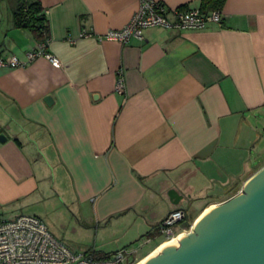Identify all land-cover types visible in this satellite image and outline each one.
I'll return each mask as SVG.
<instances>
[{
  "label": "crops",
  "instance_id": "obj_1",
  "mask_svg": "<svg viewBox=\"0 0 264 264\" xmlns=\"http://www.w3.org/2000/svg\"><path fill=\"white\" fill-rule=\"evenodd\" d=\"M5 1L0 56L24 65L0 69V219L44 223L38 207L54 197L74 232L94 233L91 243L56 236L67 246L101 254L140 239L150 254L170 212H202L264 164V0H225L218 24L145 28L123 44L101 36L126 25L138 0H38L43 42L13 26L16 2ZM39 43L58 64L27 62Z\"/></svg>",
  "mask_w": 264,
  "mask_h": 264
},
{
  "label": "built area",
  "instance_id": "obj_2",
  "mask_svg": "<svg viewBox=\"0 0 264 264\" xmlns=\"http://www.w3.org/2000/svg\"><path fill=\"white\" fill-rule=\"evenodd\" d=\"M222 19L221 10L204 12L199 8L168 9L158 0H138V7L129 22L121 29L107 31L101 37L123 44L131 37L142 39V30L145 28L164 26L175 29H203L210 23H220ZM40 56L58 64L57 58L45 51L43 43L27 52L26 60L30 62ZM23 65L14 55L0 56V69ZM123 88V80L119 78L114 89L121 92ZM179 222H183V225L176 230L174 226ZM187 222L188 217L184 210L170 212L158 226L163 241L172 240L186 232L189 225ZM136 251V248L130 247L101 254L94 249L77 251L54 237L37 216L20 214L12 219H0V264H132L133 261L128 256L135 257Z\"/></svg>",
  "mask_w": 264,
  "mask_h": 264
},
{
  "label": "water",
  "instance_id": "obj_3",
  "mask_svg": "<svg viewBox=\"0 0 264 264\" xmlns=\"http://www.w3.org/2000/svg\"><path fill=\"white\" fill-rule=\"evenodd\" d=\"M44 101L50 105L52 97ZM139 264H264V164L239 191L202 211L187 232Z\"/></svg>",
  "mask_w": 264,
  "mask_h": 264
},
{
  "label": "rangeland",
  "instance_id": "obj_4",
  "mask_svg": "<svg viewBox=\"0 0 264 264\" xmlns=\"http://www.w3.org/2000/svg\"><path fill=\"white\" fill-rule=\"evenodd\" d=\"M0 3V11L1 9H3L2 7H4V12L6 14H8V7L6 6L7 2L5 0L1 1ZM261 125H264V121L261 120ZM264 126H261V131L263 130ZM58 186V185H57ZM240 182L235 184V185H231L229 186L228 190L226 192H224L223 194L220 195L219 201L218 200H212V198L208 197V201L207 202H221L225 199H227L228 197H230L231 195H233L234 193H236L237 191L240 190ZM213 191H215V194L218 192H221L220 187L218 188L216 185L213 186ZM211 191L208 192V194L212 193ZM193 202V201H191ZM45 205V206H44ZM44 205H40L38 207L37 210V214L40 215L44 221V223L46 224V227L48 228L49 232H51V234H53L55 237H61V234H65L66 236H68V238H73V239H78L79 241L81 240H86L88 243H91L94 239V233L92 232V230H88L86 236H82V234L80 232H74L73 231V224H74V219L73 216L69 213V211H67L65 206H61V204H59L58 200L54 197L52 198H48L45 202ZM195 203L191 204H186V207H189V210H191V208H194ZM40 213H39V212ZM201 209H195L193 212L190 213L189 217H188V221H189V225L186 227V232L189 230L192 222L195 220V218L200 214ZM181 224L179 225V223L175 224V229L178 230L180 228ZM58 231H60V233H57ZM117 231V230H115ZM111 232V231H110ZM163 238V235L161 234L160 236H157V240ZM140 239H137L136 241H132V243H130L128 246L130 248H137V256L135 255H131L128 256V259L132 260V264H137L142 257L146 256L150 250H152V248L146 252L151 246L152 244H143V245H138ZM69 245V244H68ZM144 246V247H143ZM70 247H72L74 250H77V248L74 245H71ZM79 251V250H77ZM145 252V253H144ZM143 253V254H142ZM134 257V258H133Z\"/></svg>",
  "mask_w": 264,
  "mask_h": 264
},
{
  "label": "trees",
  "instance_id": "obj_5",
  "mask_svg": "<svg viewBox=\"0 0 264 264\" xmlns=\"http://www.w3.org/2000/svg\"><path fill=\"white\" fill-rule=\"evenodd\" d=\"M225 0H201V11L221 10ZM13 26L30 31L37 42L49 38L47 19L38 0H15ZM189 224V221L187 222Z\"/></svg>",
  "mask_w": 264,
  "mask_h": 264
},
{
  "label": "bare ground",
  "instance_id": "obj_6",
  "mask_svg": "<svg viewBox=\"0 0 264 264\" xmlns=\"http://www.w3.org/2000/svg\"><path fill=\"white\" fill-rule=\"evenodd\" d=\"M210 206H211V205H210ZM210 206H209V207H210ZM209 207H207L206 209H208ZM206 209H205V210H206ZM205 210H203V211H205ZM180 235H181V234H179L177 237H174L172 240H176V239H178V238L180 237ZM169 241H171V240H169ZM169 241H163L162 244H164L165 242H169ZM162 244H161V245H162ZM161 245H158V247H156V248L154 249V251H155L156 249H158ZM154 251H153V252H154ZM153 252H151V253H153ZM151 253H150V254H151ZM150 254H148L145 258H142L137 264L141 263V262H142L144 259H146Z\"/></svg>",
  "mask_w": 264,
  "mask_h": 264
}]
</instances>
